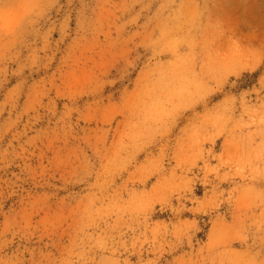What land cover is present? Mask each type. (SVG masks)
I'll list each match as a JSON object with an SVG mask.
<instances>
[{
	"label": "rangeland",
	"instance_id": "374dc122",
	"mask_svg": "<svg viewBox=\"0 0 264 264\" xmlns=\"http://www.w3.org/2000/svg\"><path fill=\"white\" fill-rule=\"evenodd\" d=\"M0 264H264V0H0Z\"/></svg>",
	"mask_w": 264,
	"mask_h": 264
}]
</instances>
